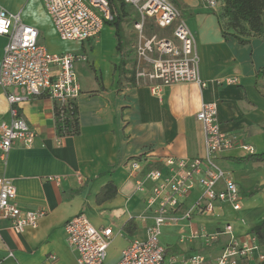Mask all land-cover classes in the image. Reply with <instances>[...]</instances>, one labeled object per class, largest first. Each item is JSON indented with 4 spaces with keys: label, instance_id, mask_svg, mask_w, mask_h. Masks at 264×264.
Segmentation results:
<instances>
[{
    "label": "crops",
    "instance_id": "1",
    "mask_svg": "<svg viewBox=\"0 0 264 264\" xmlns=\"http://www.w3.org/2000/svg\"><path fill=\"white\" fill-rule=\"evenodd\" d=\"M28 1L0 0V7L34 27L38 44L49 53L83 55L87 61L74 65L81 86L75 101L78 135L57 136L54 104L47 97H32L20 105V115L36 137L29 148L17 144L5 157L0 153V177L13 184L15 203L22 212L45 214L35 229L20 234L9 229L8 220H0V264H77L64 229L77 214H84L97 229H112L115 236L105 264H116L130 241L145 238L146 223L141 216L148 212L145 196L136 191L137 181L150 169H160L164 174L168 158L205 155L202 127L196 120L201 103H215L220 129L236 137L237 145L218 154L215 163L237 185L241 209L234 212L229 205L219 203L211 217H193L190 227L186 221L174 225L179 228L177 244H163L164 263L186 264L183 257L187 248L191 250L189 256L213 258L220 253L229 237L222 236L206 252L199 239L179 242V232L188 234L203 223L207 231L229 224L233 237L251 235V228L264 218V81L260 76L264 70V34L245 37L248 43L244 45L232 37L225 40L217 18L219 6L210 8L205 0H171L193 35L199 76L207 87L200 90L195 84H175L164 87L159 98L144 79L137 81L130 71L132 50L122 24L127 18L126 7H131L124 6L120 46L115 28L105 23L99 42L87 40L77 43L74 52L55 53L41 42L42 26L57 37L41 0L33 1L45 17V24L24 11ZM88 41L95 45H87ZM5 44L6 38L0 36V63ZM216 80L222 84H215ZM226 80L236 83L226 84ZM15 91L21 94L19 88ZM2 121L8 122L9 115L0 89ZM241 145L251 146L253 155L263 160L242 161L249 154ZM133 161L140 163L139 170L131 169ZM108 185L112 186L108 194H114L104 198L100 192ZM200 190L195 188L182 209L196 199ZM128 223L130 232L125 230ZM258 246L250 259H241L238 264H264L257 259L264 247Z\"/></svg>",
    "mask_w": 264,
    "mask_h": 264
},
{
    "label": "built area",
    "instance_id": "2",
    "mask_svg": "<svg viewBox=\"0 0 264 264\" xmlns=\"http://www.w3.org/2000/svg\"><path fill=\"white\" fill-rule=\"evenodd\" d=\"M133 8L139 20L134 29L139 30L146 19H152L162 29L172 30V39L147 40L137 47V54L147 71H138L134 79H144L151 93L160 98L164 87L189 83L200 90L207 82L199 76L198 59L194 38L171 0H122ZM54 31L61 41L81 43L99 36L105 23L114 19L115 12L109 0H41ZM210 8H216L218 0H205ZM0 36L6 38L0 63V89L8 104V122H0V153L5 157L11 148L20 144L32 146L36 133L20 115V105L29 98L45 96L54 109L64 116L73 113L81 86L75 73L77 61H86L83 55L52 54L37 42L38 31L24 24L18 14L0 7ZM264 81V70L260 73ZM234 84L236 80H226ZM215 84H222L219 80ZM19 88L21 94L15 89ZM13 89V90H11ZM196 120L201 124L205 155L189 159L164 161L166 172L150 169L136 183V191L145 196L148 215L141 216L146 223L145 238L132 240L123 249L116 264H165V249L159 237L164 226H174L186 221L191 226L193 217H211L216 204H227L234 212L241 209L239 189L234 181L219 168L217 155L234 148L236 137L228 136L220 129L215 103H201ZM249 155L254 149L240 146ZM133 161L131 169H140ZM200 191L195 200L182 209L196 187ZM16 191L9 179L0 177V220L9 221V229L16 234L26 229H35L44 216L43 211L22 212L15 203ZM66 243L77 255V264H105L106 253L115 233L110 228L97 229L84 214H77L65 224ZM232 227L206 231L203 227L182 233L179 242L199 239L205 248H210L222 236L229 237L220 253L208 258L193 254L186 264H238L241 259H250L259 248L256 237L251 234L242 239L231 235ZM11 256V254H9ZM258 261H264L259 253ZM174 260V259H173Z\"/></svg>",
    "mask_w": 264,
    "mask_h": 264
},
{
    "label": "trees",
    "instance_id": "3",
    "mask_svg": "<svg viewBox=\"0 0 264 264\" xmlns=\"http://www.w3.org/2000/svg\"><path fill=\"white\" fill-rule=\"evenodd\" d=\"M111 7L115 11L113 21L107 25L115 28V37L118 46L122 44V28L121 24L126 16L124 3L122 0H109ZM220 4L217 18L221 26V33L225 40L229 37L234 38L239 44L248 43L245 37L262 36L264 34V0H218ZM134 78V74L132 75ZM55 129L58 137L75 136L79 134V124L77 117V108L74 106L73 113L60 115L58 109H54ZM138 159L140 158L137 157ZM242 161H262L260 156L253 154L244 157ZM112 186L104 187L100 196L104 198L113 196L114 192L108 194ZM250 194H253L250 193ZM131 224L125 225V230L130 232ZM250 233L253 234L258 243L264 247V218L261 222L251 228Z\"/></svg>",
    "mask_w": 264,
    "mask_h": 264
},
{
    "label": "rangeland",
    "instance_id": "4",
    "mask_svg": "<svg viewBox=\"0 0 264 264\" xmlns=\"http://www.w3.org/2000/svg\"><path fill=\"white\" fill-rule=\"evenodd\" d=\"M219 6V7H218ZM217 7L220 8V4ZM127 8V18L126 21L123 22V30H124V36L126 40L128 41V45H131L132 50V66H131V72H133L134 77L135 74L138 71L145 70L147 71L149 69L148 65L143 62L142 59L139 58L137 54V47L140 45H144L147 40L155 37L156 39H172V30H162L158 28L154 21L151 19H146L141 29L135 30L134 24L139 20V17L136 18L135 10L132 8ZM24 11L29 13L30 15L33 14L34 19L39 22V24H45V17L42 15L41 11H39L37 4L30 0L27 2V4L24 7ZM219 12V9H218ZM41 42L47 47V49L51 52L55 53H61V52H74L77 50V43L73 42H63L57 38L54 33H52L49 29H47L46 26H42L41 30ZM99 42V36L92 40V43ZM107 42V41H104ZM90 43L88 41L87 45H95ZM67 50V51H66ZM81 50V49H80ZM87 61V59H86ZM85 61L79 60L76 63L80 64ZM203 227L207 231V224H201L199 228ZM196 230V229H194ZM178 231L179 228H176L175 226H164V228L161 229V235L159 237V242L162 247H164L163 244H166L169 241L175 242L177 244L178 240ZM184 233V231L179 232L180 235ZM185 234V233H184ZM194 241V240H192ZM191 241V242H192ZM185 243V242H184ZM177 247V246H176ZM205 248V247H204ZM186 252L184 253V260H187L189 258V253H191V250L187 248ZM204 251V250H203ZM207 251V248L205 252Z\"/></svg>",
    "mask_w": 264,
    "mask_h": 264
}]
</instances>
